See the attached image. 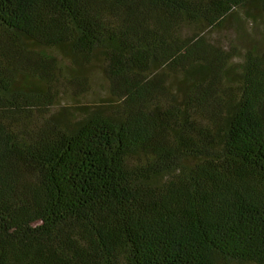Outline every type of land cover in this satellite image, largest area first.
I'll list each match as a JSON object with an SVG mask.
<instances>
[{
	"label": "trees",
	"instance_id": "obj_1",
	"mask_svg": "<svg viewBox=\"0 0 264 264\" xmlns=\"http://www.w3.org/2000/svg\"><path fill=\"white\" fill-rule=\"evenodd\" d=\"M250 4L0 0V264H264V48L207 36Z\"/></svg>",
	"mask_w": 264,
	"mask_h": 264
},
{
	"label": "rangeland",
	"instance_id": "obj_2",
	"mask_svg": "<svg viewBox=\"0 0 264 264\" xmlns=\"http://www.w3.org/2000/svg\"><path fill=\"white\" fill-rule=\"evenodd\" d=\"M255 6L250 4L246 9H237L220 28L207 29V36L211 41L220 44L226 50L234 48L231 51L235 50V62H239L244 53L256 45L264 48V14ZM184 32L187 33V29ZM91 73L92 82L84 92H79V89L69 87L66 83L60 85L62 92L54 101L55 106L50 110L51 115L64 118L77 107L88 106L96 109V106L104 104L109 91L98 70L94 69Z\"/></svg>",
	"mask_w": 264,
	"mask_h": 264
}]
</instances>
